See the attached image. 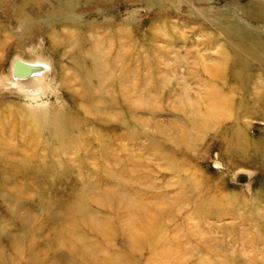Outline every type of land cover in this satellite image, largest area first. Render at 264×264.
I'll return each mask as SVG.
<instances>
[{
    "label": "rangeland",
    "instance_id": "1",
    "mask_svg": "<svg viewBox=\"0 0 264 264\" xmlns=\"http://www.w3.org/2000/svg\"><path fill=\"white\" fill-rule=\"evenodd\" d=\"M254 2L264 4L82 0L74 11L80 20L60 25H48L46 10L30 2L31 32L17 25L12 2L0 3V116L38 112L45 137L68 128L72 135L46 149H28V134L14 128L0 140L8 150L0 161V251L24 258L10 250L6 233L18 235L28 221L38 229L29 244L39 264H60L52 253L58 245L59 255L72 258L69 244L83 234L86 245L75 247L73 264L90 262L97 247L122 252L124 203L135 206L133 215L147 208L179 238L185 253L175 263L264 264V165L251 160L252 147L243 145L240 157L227 146L237 125L239 138L264 140V68L250 64L249 89H242L223 29L233 18L264 41V22L254 24L242 11ZM253 11L250 6L246 13ZM66 35L76 36L74 45H58ZM83 37L78 55L75 45ZM26 69L30 78L23 77ZM212 97L230 104L210 113ZM36 152L46 156L32 157ZM72 206L61 228L75 227V235L59 242L53 215ZM86 213L115 226L107 237L112 243L86 226ZM150 255L146 249L131 256L147 264ZM158 258L152 264H164Z\"/></svg>",
    "mask_w": 264,
    "mask_h": 264
},
{
    "label": "bare ground",
    "instance_id": "2",
    "mask_svg": "<svg viewBox=\"0 0 264 264\" xmlns=\"http://www.w3.org/2000/svg\"><path fill=\"white\" fill-rule=\"evenodd\" d=\"M79 1L81 2L82 0H0V3L4 4L7 2H12L13 9H11L12 11L11 15L17 21V25L20 27L22 31L31 32L32 29L35 28L34 27L35 21L34 19L31 18V15H28L26 13L25 6L28 3L32 2L36 5H40L39 10H42V7L44 10H46L45 13L44 12L42 13H44V15L46 16L45 19L49 22L48 25H51V23L52 24L58 23L60 25V24H65V23L68 24L70 22H75L76 20H80L79 18L80 14L74 13L75 9L77 8V6L75 5H77ZM92 1L93 0H85V3H90ZM97 1L100 3L103 2L104 0H97ZM143 1L147 3L148 0H143ZM190 1H196V0H190ZM47 3H48V9L46 7ZM147 5L150 6L149 4ZM250 6L251 8L254 9L251 15L246 13L247 9ZM34 9L35 8H33V10ZM242 11L246 15L247 19L251 22H254V24H259L261 22H264V4L262 5L254 2L253 4L251 3L247 7L242 8ZM36 13L37 15H41V11ZM231 22L232 23H230L228 26L224 27L223 29L225 30V32H227L229 36L228 37L229 46L234 53L233 60L237 63V66L235 67L236 69L233 74V78H235V80L238 81V84L242 89L248 91L249 89L248 86L251 78H249L250 75L248 73L247 68L252 63H257L259 64L260 67L264 68V41L260 38V36L257 33L254 34L251 33L254 31L248 28L247 26H243L240 22H237V20H234L232 18ZM66 36H67V39L65 40L66 42H63L62 44H58V45L69 46L75 44L76 36L74 35H69V36L66 35ZM81 36L80 38H82ZM80 38H78L77 40L78 42L76 43L77 45H75V49L78 55H82L81 52H82L83 44L85 45V43L87 42V40H85L84 37H83L84 40L83 42L82 39ZM55 44L57 45V43ZM35 72L36 71H34V69L31 70L32 74ZM30 77L28 76V78ZM246 102L248 101L244 100L243 102H241V106L244 112L248 113V109L250 110V108L245 107L247 105ZM222 104H230V102L229 100L224 101L221 98L215 99V97H212L209 112L210 113L215 112ZM9 116L10 117L8 118L5 117L2 118L0 116L1 142H3L4 139H6V137L4 136L8 135V132L13 134L14 131L13 132L11 131L13 128L15 129L14 133L16 134L18 130L19 132L21 131L23 135L28 134L27 139L25 140L26 144L28 145V149L29 148L32 149L34 146H42L43 148L46 149L51 146L52 140L53 141L59 140L61 137L63 138L65 135H66L65 137H70V139L72 138L71 130H69V128L67 129V131L64 129L65 131L63 133L60 129L54 130L53 132H50V136L45 137L41 132L42 131L41 126L44 127L45 124L42 125L39 123V119H42L43 116L38 115V112L31 116H27L24 114L23 115L10 114ZM236 120L237 121L240 120V115H236ZM45 122L47 123L48 121ZM239 127L240 126L237 125L235 129L231 130V135H233V137L228 138L229 140L227 139L228 148L235 150V152L239 154L241 157L240 150L244 148V146L246 148L252 147L253 155L251 156L252 157L251 160L253 162L264 165V140H261L258 144L256 143L251 144L248 141V139L239 138L238 136V134H240L239 131H242L241 128L239 129ZM234 143H236L235 144L236 146L233 148L232 144ZM7 151L8 150L6 149V147H4L3 149L0 148L1 162H4L5 160L4 158L8 153ZM37 153L38 156L40 155L46 156V153L42 154L41 152H36L32 157H36ZM48 153H49L48 155L52 157L53 153L50 152ZM116 194L114 195H116V197L119 198L120 194L119 193ZM116 197L114 198L117 199ZM116 202H118V199L116 200ZM120 203L122 202L120 201ZM122 206L125 214L126 213L129 214L127 215V217L123 218V220L121 219L122 217H120V220L125 223L124 226L128 228L127 232L125 231L126 232L125 248H123L122 252L113 254V252L109 253V251L105 250L104 248L100 249L97 247L95 251L92 252V255L87 257L89 258L90 262L86 264H127L125 263V261L128 260L131 261V263L129 264H135V257L131 255L137 256L146 249L149 250L151 254L147 264H152V261L158 257H160L158 259L162 260L164 264H178L179 260L176 263L172 261L174 257H177L180 260H182L181 255L185 253L184 247L181 246L182 244L180 243L179 238L173 232L163 230L162 220H159L156 217L152 216L150 213L147 212L148 211L147 208L144 209L142 207L140 208L139 205H138L139 207L136 206L137 209L140 210L137 215L136 214L133 215L132 212H134V210L133 211L131 210L133 208L135 209V206L132 208L127 204L124 205V203L122 204ZM71 211H75L74 206H72L71 208L67 207L65 211L59 215H53L55 216V219L58 221L60 227L55 234L56 235L55 239L59 240V242H60V237L67 238L68 236L75 235V231H76L74 230L75 227H73V229L67 228L65 230L61 228L64 227L63 226L64 219H66V217L71 215ZM51 215L52 214H50L49 216ZM100 218L101 217L99 216V214L92 215L86 213V216L84 215V219H85L84 221L86 223V226L92 228L93 231H95V233H97V235L100 236L104 241L105 239L106 241H108L107 237L109 236V234L110 237L111 235L113 237L115 234V226L114 229L111 228L108 222L99 221L98 219ZM35 228L36 226H32L31 222L24 221L21 224L19 231H17L19 233L18 235H11L9 232L6 233V235L9 237L8 239L10 240V250H13L15 253L18 254V256L19 255L24 256V258L19 257L21 259L16 260V258L13 257L12 255H6L5 253L0 251V264H39L38 255L36 254L35 251V246L29 244L32 239L31 237H33L38 230ZM41 228L42 227H40L39 229ZM109 242L110 241H108L107 244ZM71 243L72 244L69 245L70 247H72L70 248V251L72 253L71 254L72 258H70L69 255L68 256L59 255V251L61 248L60 245H58L55 249H53L52 253L56 256L55 260L57 261V263L73 264L74 263L73 261H77L76 260L77 255L75 254L77 250L75 247L78 246L80 248H83L86 245L84 234L81 238V241L77 240ZM94 245H96V243H94ZM0 247H2V245ZM154 247H156L157 249H153ZM135 251L138 253L137 255L133 254V252ZM67 259H71V260L68 263H66L65 261ZM20 260H22V262H19ZM202 264H210V263L203 261Z\"/></svg>",
    "mask_w": 264,
    "mask_h": 264
},
{
    "label": "water",
    "instance_id": "3",
    "mask_svg": "<svg viewBox=\"0 0 264 264\" xmlns=\"http://www.w3.org/2000/svg\"><path fill=\"white\" fill-rule=\"evenodd\" d=\"M20 69V67H18V70ZM17 70V71H18ZM20 76V75H19ZM25 76H29V69H26V71L24 72V76L23 77H25Z\"/></svg>",
    "mask_w": 264,
    "mask_h": 264
}]
</instances>
